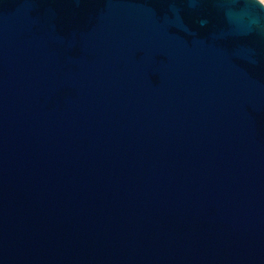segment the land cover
<instances>
[{
    "label": "water",
    "instance_id": "1",
    "mask_svg": "<svg viewBox=\"0 0 264 264\" xmlns=\"http://www.w3.org/2000/svg\"><path fill=\"white\" fill-rule=\"evenodd\" d=\"M0 264H264V2L0 0Z\"/></svg>",
    "mask_w": 264,
    "mask_h": 264
},
{
    "label": "built area",
    "instance_id": "2",
    "mask_svg": "<svg viewBox=\"0 0 264 264\" xmlns=\"http://www.w3.org/2000/svg\"><path fill=\"white\" fill-rule=\"evenodd\" d=\"M264 2V0H262Z\"/></svg>",
    "mask_w": 264,
    "mask_h": 264
}]
</instances>
